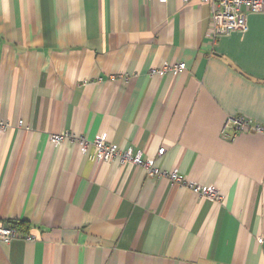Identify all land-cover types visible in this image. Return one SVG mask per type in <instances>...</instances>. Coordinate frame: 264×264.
Here are the masks:
<instances>
[{"label": "crops", "instance_id": "0c3cea01", "mask_svg": "<svg viewBox=\"0 0 264 264\" xmlns=\"http://www.w3.org/2000/svg\"><path fill=\"white\" fill-rule=\"evenodd\" d=\"M211 10L0 0V226L35 238L0 242V264H263L264 132L228 120L264 129V12L211 38ZM98 135L185 185L98 161Z\"/></svg>", "mask_w": 264, "mask_h": 264}, {"label": "built area", "instance_id": "2783aa9c", "mask_svg": "<svg viewBox=\"0 0 264 264\" xmlns=\"http://www.w3.org/2000/svg\"><path fill=\"white\" fill-rule=\"evenodd\" d=\"M160 4H166L168 0H156ZM189 0H181L186 3ZM201 3H210L212 7L209 25V34L211 38H215L219 35H227L235 31L246 30V13L243 10H247L249 13H261L264 12V0H199ZM185 64H164L160 69H152L149 75L165 74L167 72L178 73L184 70ZM233 127V133L238 132H255L263 133L264 129L252 125L249 120L245 118H234L228 120ZM22 124L18 122L19 127ZM11 125L0 118V135L6 132ZM228 129L226 124L223 132ZM52 143L58 145L66 140L76 142L81 150H85L88 146V142L82 136H74L70 134L53 135L51 137ZM92 144L95 146L96 155L98 161L111 162L116 161L119 164H129L136 167H140L147 176L157 179H164L170 181L176 185H185L183 178L176 173H167L162 171L154 165L153 159H143L140 152H134L132 150H119L117 147L108 144L101 136H95ZM163 149L158 150L157 155L162 156ZM188 187L192 190L193 194L199 197H207L212 199L216 203H221L223 198L219 195L218 191L213 187H203L194 184H188ZM13 239H22L24 241H34V237L31 235H22L17 229L12 227L0 226V242L9 243ZM264 264V258H263Z\"/></svg>", "mask_w": 264, "mask_h": 264}]
</instances>
